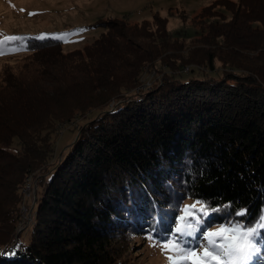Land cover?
I'll return each mask as SVG.
<instances>
[{
	"label": "trees",
	"instance_id": "trees-1",
	"mask_svg": "<svg viewBox=\"0 0 264 264\" xmlns=\"http://www.w3.org/2000/svg\"><path fill=\"white\" fill-rule=\"evenodd\" d=\"M237 1L223 4L230 19L216 12L196 31L204 47L188 54L169 48L184 31L172 35L159 15L154 29L104 23L82 53L64 54L63 39L13 44L27 62L0 77V264H122L121 245L161 241L189 199L220 209L207 219L212 228L257 221L264 0ZM150 70L155 82L142 88ZM61 125L74 138L66 151L57 146ZM31 208L32 224L19 232ZM241 209L246 216H236Z\"/></svg>",
	"mask_w": 264,
	"mask_h": 264
},
{
	"label": "rangeland",
	"instance_id": "rangeland-1",
	"mask_svg": "<svg viewBox=\"0 0 264 264\" xmlns=\"http://www.w3.org/2000/svg\"><path fill=\"white\" fill-rule=\"evenodd\" d=\"M226 1L232 0H0V32L5 36L23 38L22 40L9 41L2 46L6 54L0 55V77L5 68L10 67L16 70L21 68L24 62H27V54L17 50V46L13 44H25L29 40L47 38L63 39L64 54L82 53L87 46L94 44L105 31L100 26L113 19H126L128 22L138 24L148 21L154 29L156 26L154 16L159 15L168 20V29L172 35H175L177 31H184L178 44L169 47L172 51L188 54L189 50H201L204 46L197 41L198 33L196 31L203 29L204 25L208 26L209 22L217 20L216 12L225 13V17L230 19L232 14L223 7ZM233 1L238 2L237 0ZM212 4L215 9L209 7ZM207 7L209 8L206 12H203V9ZM2 39L4 37L0 36V40ZM177 45L178 47L172 49V46ZM216 64L221 66L219 62ZM186 73H188L187 70L184 71V74ZM154 76V71L147 72L142 88L151 87L152 81L155 82ZM96 114V112H92L87 118H77L75 126H80L88 119L95 117ZM70 126L72 127V125ZM57 140L59 151H66L71 147L74 138L69 125L59 127ZM11 149L17 151L15 144L11 146ZM36 184L37 181L32 179L25 191L27 204L32 206L36 198ZM193 202L194 200L189 199L184 205H191ZM33 217L31 208L20 229L30 226ZM220 225L218 224L213 229ZM149 236L147 238L134 236L129 244L124 243L120 246L125 251L121 255L124 259L122 264H169L167 256H174L175 253L165 250L166 255L159 247L154 246L159 240L154 237L149 239ZM28 237L29 232L27 231L23 238ZM257 247L259 251L253 254L249 264H264V239L259 240Z\"/></svg>",
	"mask_w": 264,
	"mask_h": 264
},
{
	"label": "snow or ice",
	"instance_id": "snow-or-ice-1",
	"mask_svg": "<svg viewBox=\"0 0 264 264\" xmlns=\"http://www.w3.org/2000/svg\"><path fill=\"white\" fill-rule=\"evenodd\" d=\"M0 36L4 37L0 40V55L6 54L2 47L4 44L23 39L5 36L2 32ZM218 211L220 209L201 200L184 205L179 209L181 215L174 230L163 234L162 240L154 246L166 255L165 250L175 253L174 256H167L169 264H249L253 254L259 251V240L264 239V213L251 225L237 220L213 229L206 222L211 213ZM246 215L247 209L236 212V216Z\"/></svg>",
	"mask_w": 264,
	"mask_h": 264
},
{
	"label": "water",
	"instance_id": "water-1",
	"mask_svg": "<svg viewBox=\"0 0 264 264\" xmlns=\"http://www.w3.org/2000/svg\"><path fill=\"white\" fill-rule=\"evenodd\" d=\"M189 69V68H188ZM186 70H187V68H186ZM77 139V138H76ZM35 201H36V199H35ZM22 229V228H21ZM21 229L19 230V232L21 231Z\"/></svg>",
	"mask_w": 264,
	"mask_h": 264
},
{
	"label": "built area",
	"instance_id": "built-area-1",
	"mask_svg": "<svg viewBox=\"0 0 264 264\" xmlns=\"http://www.w3.org/2000/svg\"><path fill=\"white\" fill-rule=\"evenodd\" d=\"M189 69L187 68V71H188Z\"/></svg>",
	"mask_w": 264,
	"mask_h": 264
}]
</instances>
